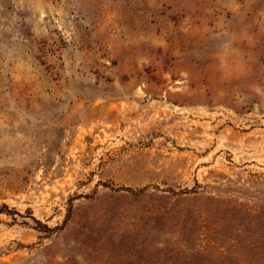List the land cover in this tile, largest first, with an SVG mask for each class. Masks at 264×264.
I'll return each instance as SVG.
<instances>
[{
  "label": "rangeland",
  "instance_id": "1",
  "mask_svg": "<svg viewBox=\"0 0 264 264\" xmlns=\"http://www.w3.org/2000/svg\"><path fill=\"white\" fill-rule=\"evenodd\" d=\"M0 264H264V0H0Z\"/></svg>",
  "mask_w": 264,
  "mask_h": 264
}]
</instances>
